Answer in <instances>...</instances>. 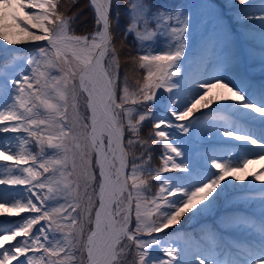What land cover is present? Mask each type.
<instances>
[{
	"label": "snow or ice",
	"instance_id": "6c2138e0",
	"mask_svg": "<svg viewBox=\"0 0 264 264\" xmlns=\"http://www.w3.org/2000/svg\"><path fill=\"white\" fill-rule=\"evenodd\" d=\"M89 2L96 29L81 36L72 27L75 14L68 15L61 0H0V41L35 45L27 56L0 65V135L23 134L5 135L0 144V162L14 166L3 169L0 186H22L15 193L0 189V216L34 214L0 229V264H264V221L257 228L239 212L220 215L202 225L199 236L185 235L179 242L167 232L188 213L189 220L201 221L222 205L241 202L245 187L233 183L240 180L233 174L264 160V141L229 127L220 129L223 137L259 151L229 163L224 162L231 159L227 151L221 157L214 149H202L185 162L194 129H203L218 110L192 119L194 113L232 101L264 117V106L247 103L225 79L251 84V69L237 56L226 58L225 45L217 41L229 14L243 26L264 23V11L242 7L251 0H197L178 9L129 0L124 39L133 36L136 55L127 67L134 74L137 68L144 72L133 89L128 72L121 77V54L111 30L114 6L119 19L116 0ZM194 23L207 37L202 50L210 53L212 73L206 79L185 70ZM157 36L164 47L156 46ZM19 59L26 67L15 68ZM193 87L202 92L178 108L173 94ZM214 88L224 91L211 97ZM161 89L172 94L165 107L174 120L150 110ZM198 136L211 140L212 132ZM157 142L164 150L162 166L152 168ZM261 175L254 179L260 181ZM259 192L264 208V187ZM238 228L254 230L258 240L223 245V234ZM153 249L161 255L154 256Z\"/></svg>",
	"mask_w": 264,
	"mask_h": 264
},
{
	"label": "rangeland",
	"instance_id": "374dc122",
	"mask_svg": "<svg viewBox=\"0 0 264 264\" xmlns=\"http://www.w3.org/2000/svg\"><path fill=\"white\" fill-rule=\"evenodd\" d=\"M171 7H172V4L169 6V8H171ZM181 7L182 6L179 5V6L176 7V9L181 8ZM183 7L190 8L188 6H183ZM9 11H11V10H9ZM29 11H31V10H29ZM21 16H23L22 13H21ZM9 22H11V21L9 20ZM251 22H256L258 24L257 28L259 30H252L251 28H248L247 26ZM226 24H227V28H226L227 32L230 35L233 34L231 36V45H230L231 46V50L229 52V54L231 56H233V55L234 56H238L239 55V59L247 66L249 65V62H250L251 59L264 61V60L261 59V55L262 54L251 50L246 44L248 42V40H251V37H255L254 38L255 44L258 47H260V48H264V32L263 33L260 32V30L264 31V23H259L258 21L253 20V21H250V22H246L243 26H241L240 24H237L235 21H233L231 14H229ZM196 29H198L197 26H196ZM190 36H191V38L196 37L195 27H193V30L191 31ZM206 38L207 37L205 36L204 33H200L199 31H197V40L198 39L204 40ZM155 40H156V46L158 48H161V47L165 46V41L162 38H160L159 36L155 37ZM217 40H218V35H217ZM39 43H41V42H39ZM20 45H18L20 47L17 46L15 48H12L10 50V52H4V47L0 44V65H3L5 62L10 61L11 58L14 57V56H16V57H24V56H27L32 51V50H27L26 49L27 46H32V44H20ZM202 53H204L207 57L210 55V53H207V52L202 50V44H197V42L195 43L194 41H191V47L188 49V55H190V56L195 55L196 56V55H201ZM21 67H26V65L24 64L22 59H19V60H17V62L15 64V68L18 69V68H21ZM211 67L212 66L207 63V60H204V61L198 60L197 62H195V64L192 67H190L188 65V62H187V64H186L187 70L186 71H190L193 74V76L196 77V78H205L206 79L208 76L211 75V72H212ZM13 70H15V69H13ZM261 76H264V69L262 70ZM174 79H178V78H174ZM260 80H261V82L260 81H258V82L262 86H264V80L262 78ZM230 86H233V87H237V86L238 87H245V84L243 82H241L240 80H237V81H235L233 83V85H230ZM247 87H250V84H248ZM194 89H196V91L193 92L195 95H199L202 92L201 89H197V88H194ZM236 89L238 90L239 88H236ZM221 91H224V90L218 89V88H214L212 90V92L209 93V95L211 97H216L214 92L218 94ZM243 94L245 95V93H243ZM228 95H230V94H228ZM251 95H252V97L250 98L249 101H247V103H255V104L264 106V90H262V89H260L258 87H254L251 90ZM224 103H234V102H231V101H226V102L217 101L213 105L220 106L221 109L225 110ZM178 108H181V107L178 106ZM243 112L248 114L247 117L249 118L250 121L254 122V125H249V124L244 123V125H242V127H240L239 130L234 128V126H233L234 123L229 125V127L231 129H234L238 133L239 132H244V133H247V134L252 135L254 137H257L258 141H264V137H263L264 131L261 130V127L264 126V117H260L256 113L251 112L248 109H243ZM169 116H170V114H169ZM169 119H173L174 120V117H170ZM256 124L257 125L259 124V126H256ZM168 131H170V129H168ZM200 132H207V131H206V129H204V130L198 131V133H200ZM16 135H23V134L6 135V136L7 137H13V136H16ZM197 137L200 139V137L198 135H197ZM222 138L230 139V138H226V137H222ZM4 142H5V135L0 139V144H3ZM240 142L244 143V144H242L243 145L242 147L238 146L236 148L235 146H230L229 145L230 149H234V148L240 149V148H244V147H249L248 150H252L253 151V149H255V151H259V149L255 148V146H253V145L246 144V142H243V141H240ZM30 150L36 151L33 148L30 149ZM250 155L251 154H249V156ZM224 162H227V160H224ZM255 162H258V167L250 165L249 169H248V166H247V168L245 169V176L244 175L241 176V174H243L244 171L243 172L234 173L233 174L234 176H241V178H240L239 181H235L234 180L233 183L237 184V185H240L241 187H245V193L242 196H255L256 199L257 198L259 199V196H260L259 189L261 187H264V175H261V180L260 181H256L255 180V182L252 183V185H255V187H253L252 185H249V181L253 182V178H254L255 174L264 173V160L257 159ZM0 164H2V162H0ZM0 173L3 174V169L1 170V166H0ZM150 183L153 184V182H150ZM257 184H259L260 188L257 187ZM246 188L251 189L252 191H247ZM0 189H6V188H3V187L0 186ZM7 190L15 193L18 190H22V186H12V188L10 187ZM9 199H12V197L10 196ZM30 215H34V214L33 213H20L18 215H14L11 219L2 222V224L0 226V229L11 227V224L9 223V221H18L22 217L30 216ZM190 215H191V213L186 214L182 218L181 223L179 225H176V226H174V227H172L170 229H174V228L179 227L181 225H186V226L190 225V226H192L193 224H195L197 222L196 220H189L188 217ZM262 217L264 218V216H262ZM38 227H39V225L36 226V228H38ZM36 228H34L33 231H35ZM192 232L193 231H190V233H192ZM185 235H187L185 232H180L179 236H177L175 238H173V236H170L169 239H172V240H175V241L179 242L181 240V238L184 237ZM197 236H199V235H197ZM17 239L21 240L23 238L22 237H18ZM254 240H258V235L255 236ZM12 243H15V241H13ZM157 253H158V250L153 249V255L159 257L157 255ZM20 259H23V257H21ZM13 264H15V262H13Z\"/></svg>",
	"mask_w": 264,
	"mask_h": 264
},
{
	"label": "trees",
	"instance_id": "16d2710c",
	"mask_svg": "<svg viewBox=\"0 0 264 264\" xmlns=\"http://www.w3.org/2000/svg\"><path fill=\"white\" fill-rule=\"evenodd\" d=\"M127 43V42H126ZM121 54V64L122 68H126L132 61L130 57L132 56L129 46L127 48H122Z\"/></svg>",
	"mask_w": 264,
	"mask_h": 264
},
{
	"label": "bare ground",
	"instance_id": "6f19581e",
	"mask_svg": "<svg viewBox=\"0 0 264 264\" xmlns=\"http://www.w3.org/2000/svg\"><path fill=\"white\" fill-rule=\"evenodd\" d=\"M90 34V33H89ZM86 35V34H85ZM81 36H83V35H81ZM0 42H2L3 43V47H5V49L7 48V49H11L12 47H16V46H18V45H20V44H17V45H12V46H7L3 41H0ZM8 50V51H9ZM7 51V52H8ZM1 136V135H0ZM6 187H8V186H6ZM12 215H10L9 213H4L3 214V216H0V221H2V219H10V217H11Z\"/></svg>",
	"mask_w": 264,
	"mask_h": 264
}]
</instances>
